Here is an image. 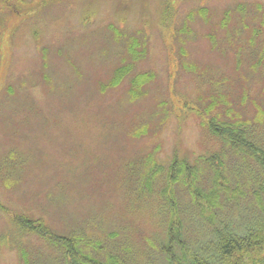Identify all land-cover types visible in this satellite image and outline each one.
<instances>
[{"label":"rangeland","instance_id":"374dc122","mask_svg":"<svg viewBox=\"0 0 264 264\" xmlns=\"http://www.w3.org/2000/svg\"><path fill=\"white\" fill-rule=\"evenodd\" d=\"M216 121L264 147V0H0V264H170L178 217L194 255L210 232L190 201L216 170L240 196L224 210L238 228L264 173L209 132ZM24 216L81 259L23 231Z\"/></svg>","mask_w":264,"mask_h":264},{"label":"trees","instance_id":"16d2710c","mask_svg":"<svg viewBox=\"0 0 264 264\" xmlns=\"http://www.w3.org/2000/svg\"><path fill=\"white\" fill-rule=\"evenodd\" d=\"M128 70L129 67L117 70L112 85L118 86L127 76ZM149 79L146 74H142L133 80V96H137L136 93L139 91L141 84L143 85ZM244 128L239 123L231 122L216 121L208 125L209 132L221 139L223 144L232 150L235 157L241 160H253L258 168V173L260 170L264 173V147L257 143L250 136L248 130ZM215 159L216 157H209L205 161L213 167V160ZM221 164L224 166V161H221ZM224 172L216 170L215 180L213 179L215 187L209 190L210 195L205 196V191L201 189L196 192L197 198H191L190 201L194 207V212L204 221L207 231L210 232L209 234L206 233V238H209V242L202 244L198 248L199 250L196 248L197 253L193 255L194 250L184 244L185 233L179 217L172 219L173 221L167 223L164 227L163 234L167 235L163 238L162 250L170 264H176V261L178 264H264V196L262 193L261 195L259 193L256 195L257 203L262 212H259L260 209L257 211L254 208L252 214H250L251 217H248V215L241 217L239 215L237 224L241 226H237L238 228L230 226V224L233 225L237 221L235 214L231 217L229 214H225L224 210L229 206H234V204H237L235 209L239 210L240 196L238 192L232 189L231 184H229V176L224 174ZM253 181H255L254 185H258L264 193V184L262 183L264 180L254 178ZM219 184H222V189ZM15 223L23 231L26 229L25 232L37 233L43 237L48 236L47 239L54 246L61 245L67 249L65 254L73 258L80 257L79 259H81V249L77 246V241L53 235L46 225L25 219V216L20 219L19 217L16 218ZM243 223H246L245 226H243ZM178 248H181L180 253L183 260L176 254V249ZM110 258L111 264H120L116 258ZM83 262L85 264L89 262L85 256L83 257ZM123 262L127 263V260H123Z\"/></svg>","mask_w":264,"mask_h":264}]
</instances>
